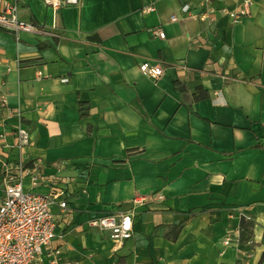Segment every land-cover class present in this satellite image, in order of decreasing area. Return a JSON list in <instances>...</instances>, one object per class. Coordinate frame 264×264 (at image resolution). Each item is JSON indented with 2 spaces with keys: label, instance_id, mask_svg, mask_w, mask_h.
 Wrapping results in <instances>:
<instances>
[{
  "label": "crops",
  "instance_id": "obj_1",
  "mask_svg": "<svg viewBox=\"0 0 264 264\" xmlns=\"http://www.w3.org/2000/svg\"><path fill=\"white\" fill-rule=\"evenodd\" d=\"M13 1L43 32L0 29V105L4 96L30 134L26 164L72 178L67 209L52 208L59 255L264 264V0H224L238 15L213 20L182 10L205 0H79L55 13L43 0L0 4ZM144 60L163 73L142 74ZM16 125L0 106V201ZM118 212L133 220L121 244L89 223Z\"/></svg>",
  "mask_w": 264,
  "mask_h": 264
},
{
  "label": "built area",
  "instance_id": "obj_2",
  "mask_svg": "<svg viewBox=\"0 0 264 264\" xmlns=\"http://www.w3.org/2000/svg\"><path fill=\"white\" fill-rule=\"evenodd\" d=\"M43 1L54 13L63 6L79 3V0ZM223 1L205 0L198 12L191 11L186 5L182 10L196 20H213L217 12L236 17L238 13L219 5ZM171 19L176 20V16L172 15ZM0 29L11 32L16 38L25 33L43 32L40 25L21 17L19 6L14 1L0 4ZM153 32L164 37V32L158 28ZM139 70L153 79L163 73L159 63L149 60L140 62ZM67 80V77L61 79L62 82ZM0 106L7 109L9 116L17 119L14 134L15 147L19 150V157L15 161H1L3 196L0 201V264H79L75 260L61 257L60 249L52 246L54 240L63 236L59 230L58 214L52 208L57 206L60 211L67 209L72 178L46 174L40 162L32 161L27 165L21 152L30 143V134L20 122V112L8 109L4 96H1ZM3 137L4 134L0 132V139ZM56 165L65 167L67 161L61 160ZM25 181L30 187L25 185ZM40 185L46 189H31ZM89 223L107 231L118 244L130 238L133 233V220L129 212L105 213L92 218ZM224 242H238V236L233 238L227 235Z\"/></svg>",
  "mask_w": 264,
  "mask_h": 264
}]
</instances>
